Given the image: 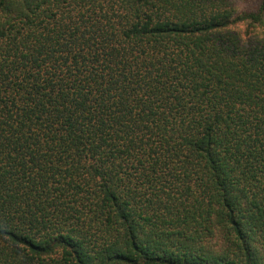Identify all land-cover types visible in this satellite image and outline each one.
<instances>
[{
  "label": "trees",
  "instance_id": "16d2710c",
  "mask_svg": "<svg viewBox=\"0 0 264 264\" xmlns=\"http://www.w3.org/2000/svg\"><path fill=\"white\" fill-rule=\"evenodd\" d=\"M0 264H264V0H0Z\"/></svg>",
  "mask_w": 264,
  "mask_h": 264
}]
</instances>
